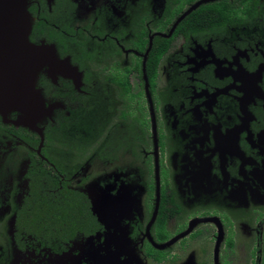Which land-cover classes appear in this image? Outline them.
Listing matches in <instances>:
<instances>
[{"label":"flooded vegetation","instance_id":"obj_1","mask_svg":"<svg viewBox=\"0 0 264 264\" xmlns=\"http://www.w3.org/2000/svg\"><path fill=\"white\" fill-rule=\"evenodd\" d=\"M28 11L81 78L39 73L42 142L0 116V264H264V0Z\"/></svg>","mask_w":264,"mask_h":264},{"label":"water","instance_id":"obj_2","mask_svg":"<svg viewBox=\"0 0 264 264\" xmlns=\"http://www.w3.org/2000/svg\"><path fill=\"white\" fill-rule=\"evenodd\" d=\"M31 22L28 0H0V116L4 120L10 113H16L13 123L36 132L42 142L41 124L52 117L58 106L56 103L47 105L37 86L39 73L63 75L77 86L81 73L68 58L58 57L54 45L30 41ZM89 188L86 193L92 212L100 218V208ZM109 241L110 236L105 234L104 243ZM110 253L118 259L122 250L100 249L90 251L89 256L96 260L95 264H114ZM105 254L110 256L105 258ZM115 264L123 263L117 261Z\"/></svg>","mask_w":264,"mask_h":264},{"label":"trees","instance_id":"obj_3","mask_svg":"<svg viewBox=\"0 0 264 264\" xmlns=\"http://www.w3.org/2000/svg\"><path fill=\"white\" fill-rule=\"evenodd\" d=\"M44 204H45V209L43 210V218H44V220L45 221H47V220H50L51 218H50V215L51 214H53V215H55L54 213H52L51 211H49L48 210V205L49 204H53L54 205V208H58V205H57V202L58 203H60L59 202V199H57V198H55L53 201L52 200H50L49 199V197L48 196H44V197H42V200H41ZM59 209V208H58Z\"/></svg>","mask_w":264,"mask_h":264}]
</instances>
